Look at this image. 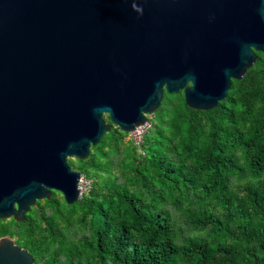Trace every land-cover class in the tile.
Masks as SVG:
<instances>
[{
  "label": "water",
  "instance_id": "obj_1",
  "mask_svg": "<svg viewBox=\"0 0 264 264\" xmlns=\"http://www.w3.org/2000/svg\"><path fill=\"white\" fill-rule=\"evenodd\" d=\"M264 53V0H0V219L52 191L80 199L84 159L148 122L164 92L208 110ZM108 121H106V118ZM0 238V264H33Z\"/></svg>",
  "mask_w": 264,
  "mask_h": 264
},
{
  "label": "trees",
  "instance_id": "obj_2",
  "mask_svg": "<svg viewBox=\"0 0 264 264\" xmlns=\"http://www.w3.org/2000/svg\"><path fill=\"white\" fill-rule=\"evenodd\" d=\"M208 110L164 92L140 144L110 123L71 169L90 180L67 204L52 191L1 230L34 264H264V53Z\"/></svg>",
  "mask_w": 264,
  "mask_h": 264
},
{
  "label": "built area",
  "instance_id": "obj_3",
  "mask_svg": "<svg viewBox=\"0 0 264 264\" xmlns=\"http://www.w3.org/2000/svg\"><path fill=\"white\" fill-rule=\"evenodd\" d=\"M147 127V129L149 128V123L146 122L145 124L139 126L136 130L130 132L132 135V140L134 141L135 144H140L142 141V135L145 132L144 129ZM91 181L85 179L82 175L81 178L79 180L78 183V187L80 188L81 191V195L83 193V189L85 186H87V188H89Z\"/></svg>",
  "mask_w": 264,
  "mask_h": 264
},
{
  "label": "flooded vegetation",
  "instance_id": "obj_4",
  "mask_svg": "<svg viewBox=\"0 0 264 264\" xmlns=\"http://www.w3.org/2000/svg\"><path fill=\"white\" fill-rule=\"evenodd\" d=\"M27 215V213H26ZM26 215H25V218H26ZM24 218V219H25ZM12 218H3V219H0V231L1 230H5V229H8L10 228V224H9V221L11 220ZM23 219V220H24ZM22 221V220H21ZM4 236H9L11 237L8 233H4L2 235H0V238L1 237H4ZM11 238H14V241L16 242V237H11ZM18 244V243H17ZM22 247V246H21ZM33 264H34V261H33Z\"/></svg>",
  "mask_w": 264,
  "mask_h": 264
},
{
  "label": "rangeland",
  "instance_id": "obj_5",
  "mask_svg": "<svg viewBox=\"0 0 264 264\" xmlns=\"http://www.w3.org/2000/svg\"><path fill=\"white\" fill-rule=\"evenodd\" d=\"M150 115L151 114H149L147 117H150ZM105 118H106V115H105ZM146 130H147V127L144 129V131H146ZM131 138H132L131 133H128V135L125 137V140H131ZM69 159H74V157H70L67 160H69ZM87 190H88V188H87V186H85L83 189V192H86Z\"/></svg>",
  "mask_w": 264,
  "mask_h": 264
}]
</instances>
